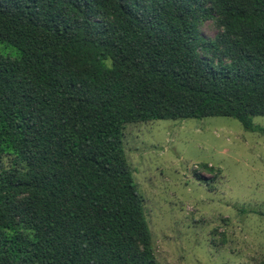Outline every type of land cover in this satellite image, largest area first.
I'll use <instances>...</instances> for the list:
<instances>
[{"label": "trees", "instance_id": "obj_1", "mask_svg": "<svg viewBox=\"0 0 264 264\" xmlns=\"http://www.w3.org/2000/svg\"><path fill=\"white\" fill-rule=\"evenodd\" d=\"M209 117H264V0H0V264H158L124 128Z\"/></svg>", "mask_w": 264, "mask_h": 264}, {"label": "rangeland", "instance_id": "obj_2", "mask_svg": "<svg viewBox=\"0 0 264 264\" xmlns=\"http://www.w3.org/2000/svg\"><path fill=\"white\" fill-rule=\"evenodd\" d=\"M200 31L219 34L213 20ZM253 127L232 117L125 126L158 264H264V117Z\"/></svg>", "mask_w": 264, "mask_h": 264}]
</instances>
